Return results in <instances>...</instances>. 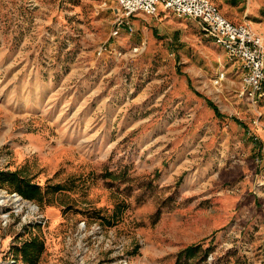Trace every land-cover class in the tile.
Returning <instances> with one entry per match:
<instances>
[{"label":"rangeland","instance_id":"obj_1","mask_svg":"<svg viewBox=\"0 0 264 264\" xmlns=\"http://www.w3.org/2000/svg\"><path fill=\"white\" fill-rule=\"evenodd\" d=\"M147 16L0 0V264L34 237L37 264H264V88L199 19Z\"/></svg>","mask_w":264,"mask_h":264},{"label":"built area","instance_id":"obj_2","mask_svg":"<svg viewBox=\"0 0 264 264\" xmlns=\"http://www.w3.org/2000/svg\"><path fill=\"white\" fill-rule=\"evenodd\" d=\"M117 1L127 17L138 12L154 15L160 6H163L180 16L199 19L216 43L225 48L230 57L242 62L245 93L251 98H256L264 88V34L256 32L248 24L232 22L212 0Z\"/></svg>","mask_w":264,"mask_h":264},{"label":"crops","instance_id":"obj_3","mask_svg":"<svg viewBox=\"0 0 264 264\" xmlns=\"http://www.w3.org/2000/svg\"><path fill=\"white\" fill-rule=\"evenodd\" d=\"M212 2L215 3L219 7L221 12L232 22L236 24H242L244 20H247L251 22L253 29L256 32L264 34V19L261 18V11L264 10V1L262 0H212ZM162 7L163 6H160L159 10ZM147 15L149 14H146L144 12H138L132 15L133 16L132 18H134L135 24L138 27H141L143 26L144 20L148 18ZM263 15L264 13H262V16ZM245 17H249V18H245Z\"/></svg>","mask_w":264,"mask_h":264},{"label":"trees","instance_id":"obj_4","mask_svg":"<svg viewBox=\"0 0 264 264\" xmlns=\"http://www.w3.org/2000/svg\"><path fill=\"white\" fill-rule=\"evenodd\" d=\"M40 191H41V186L31 181H24L15 190V192H19L21 195H23L25 198L28 199H35V193ZM44 249H45V243L39 237H34L31 240H27L21 246V248H19V250L23 254L24 259L30 262L31 264H37L39 262Z\"/></svg>","mask_w":264,"mask_h":264},{"label":"bare ground","instance_id":"obj_5","mask_svg":"<svg viewBox=\"0 0 264 264\" xmlns=\"http://www.w3.org/2000/svg\"><path fill=\"white\" fill-rule=\"evenodd\" d=\"M20 197L18 196V199H19Z\"/></svg>","mask_w":264,"mask_h":264}]
</instances>
